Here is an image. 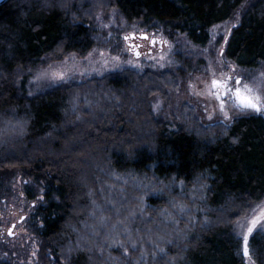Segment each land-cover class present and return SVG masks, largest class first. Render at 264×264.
I'll use <instances>...</instances> for the list:
<instances>
[{"label":"trees","instance_id":"obj_1","mask_svg":"<svg viewBox=\"0 0 264 264\" xmlns=\"http://www.w3.org/2000/svg\"><path fill=\"white\" fill-rule=\"evenodd\" d=\"M242 1L7 0L0 5V191L5 178L17 173L42 186L33 228L48 264H244L242 241L230 220L264 199L260 114L235 117L228 125H204L191 116L168 128L151 108L153 96L174 81L167 71L127 68L34 96L19 93L15 84L18 68L48 53L90 49L96 5L114 7L129 21L156 20L203 45L208 28L229 18ZM225 55L241 67L264 64V0L246 7ZM15 119L23 122L21 132L4 131L2 123ZM116 192L124 194L119 208L152 229L142 226L141 232L152 235L159 224L169 225L172 240L164 237L160 250L147 247L141 258L140 246L111 247L102 238L104 230L97 238L86 234L87 225L97 229L115 218L108 201ZM172 201L184 207L175 224L165 216ZM248 246L256 264H264V232L255 230Z\"/></svg>","mask_w":264,"mask_h":264},{"label":"rangeland","instance_id":"obj_2","mask_svg":"<svg viewBox=\"0 0 264 264\" xmlns=\"http://www.w3.org/2000/svg\"><path fill=\"white\" fill-rule=\"evenodd\" d=\"M252 1L243 0L229 18L212 24L208 28L209 38L203 45L194 43L185 32H170L171 29L156 20L129 21L114 7L96 5V8H92L94 11L89 25L93 39L90 49L82 54L74 51L61 53L60 50L48 53L36 64L18 68L15 72V84L19 93L34 96L56 86L80 83L127 68L138 72L146 69L167 71L173 74L174 81L167 86L165 93H156L153 96L151 108L156 118L164 121L168 128H176L177 121L191 116L204 125H228L235 117L254 111H241L234 107V97L231 94H223V88H213V80L223 81L232 77L228 80V86L234 89L235 79L239 78L241 87L248 84L253 92L264 96V64L250 68L241 67L225 55L228 37ZM131 33H145L148 38H133ZM126 36L129 39L126 40ZM150 37L154 38L153 44L149 42ZM135 50L139 55L135 54ZM58 73H63V79L55 75ZM218 92L221 93L219 97L216 95ZM221 100L224 101L223 108L220 106ZM13 121V124L7 121L2 123L4 131L21 132L23 122L17 119ZM4 182L6 188L0 191V260L12 264H48L44 259V243L33 228V214L44 199L42 186L20 173L8 175ZM110 186L115 187V184ZM116 196L117 200L108 201L109 206L115 207V218L110 223L106 221L108 217L105 218L108 224L102 222L97 229L91 224L87 225L86 234L97 238L104 230L102 238L113 244L111 247L123 249L125 245L133 248L140 246L138 256L141 258L147 252V247L160 250L159 243L161 244L164 237L172 240L173 230L169 225L159 224L156 233L152 235L149 230L141 232L140 227H144L145 223H141L142 220L133 221L131 211L123 212L118 205L121 200L118 199H124V194L116 192ZM165 208L168 213L165 216H168L172 224L181 217L180 213L184 209L173 201ZM261 213H264V199L254 202L245 213L230 220L233 232L242 241L244 264H256L250 252L247 256L244 255L243 235L247 234L249 240L255 230L264 232V217ZM189 217L191 215H188ZM223 218L224 216H221V219ZM254 219H257L258 223L253 227L252 233L248 234L247 229L252 227ZM145 228L151 229L149 226ZM81 239L89 238L81 236Z\"/></svg>","mask_w":264,"mask_h":264},{"label":"snow or ice","instance_id":"obj_3","mask_svg":"<svg viewBox=\"0 0 264 264\" xmlns=\"http://www.w3.org/2000/svg\"><path fill=\"white\" fill-rule=\"evenodd\" d=\"M144 39H147V35H143ZM125 39H129V37H125ZM155 42V41H153ZM139 55V52L136 53ZM58 76V78L63 79V73L55 74ZM232 77H228L226 80L220 81V80H213L212 81V87L213 88H223L225 95L231 94L234 97L235 103L234 107H238L241 111L244 110H253L255 112H264V96L253 92V89L248 84H243L241 87V81L239 78L235 79L236 87L233 89L228 86V80H231ZM217 97L221 95V93H216ZM221 108L224 107V101L221 100ZM261 216L264 217V213H261ZM258 223L257 219H254L252 221V227H249L247 229L248 234L252 233L253 227ZM243 241H244V255L247 256L249 254L248 249V235H243Z\"/></svg>","mask_w":264,"mask_h":264},{"label":"water","instance_id":"obj_4","mask_svg":"<svg viewBox=\"0 0 264 264\" xmlns=\"http://www.w3.org/2000/svg\"><path fill=\"white\" fill-rule=\"evenodd\" d=\"M6 1H7V0H0V5L3 4V3L6 2ZM133 35H134L133 33L130 34L131 37H134ZM143 35H146V34H143ZM143 35H142L141 37H143ZM136 53H137V51L135 50V54H136ZM136 55H137V54H136ZM254 112H255V111H254ZM256 113L260 114V115L263 117V119H264V113H263V112H256Z\"/></svg>","mask_w":264,"mask_h":264},{"label":"flooded vegetation","instance_id":"obj_5","mask_svg":"<svg viewBox=\"0 0 264 264\" xmlns=\"http://www.w3.org/2000/svg\"><path fill=\"white\" fill-rule=\"evenodd\" d=\"M144 34H145V33H144ZM142 35H143V34H141V35H136V34H134L133 36L135 37V36H142ZM146 35H147V34H146ZM147 36H148V35H147ZM134 37H133V38H134ZM153 39H154L153 37H150V38H149V42H150V44H153ZM132 45H133V43H132Z\"/></svg>","mask_w":264,"mask_h":264},{"label":"bare ground","instance_id":"obj_6","mask_svg":"<svg viewBox=\"0 0 264 264\" xmlns=\"http://www.w3.org/2000/svg\"><path fill=\"white\" fill-rule=\"evenodd\" d=\"M125 68V67H124ZM130 68V67H129ZM131 69V68H130ZM36 95V94H35ZM153 113V112H152ZM36 182V181H35ZM34 191V190H33ZM249 212V211H248ZM11 263V262H10Z\"/></svg>","mask_w":264,"mask_h":264}]
</instances>
